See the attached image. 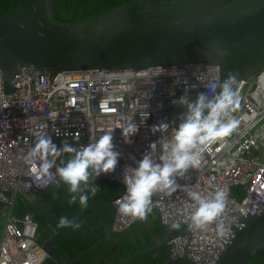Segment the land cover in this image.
Instances as JSON below:
<instances>
[{"label": "built area", "instance_id": "obj_1", "mask_svg": "<svg viewBox=\"0 0 264 264\" xmlns=\"http://www.w3.org/2000/svg\"><path fill=\"white\" fill-rule=\"evenodd\" d=\"M218 78L216 66L62 72L54 78L47 74L36 78L21 71L10 83L0 72V220L5 218L0 264H44L50 258L38 243V225L32 215L15 212L19 196L30 200L58 178L55 166L45 174L39 169V159L32 165L25 162L37 135L46 133L58 146L70 144L79 150L105 133L112 134L121 157L113 172L101 175L121 187L111 201L115 210L111 230L118 235L138 218L118 212L126 194L125 167H134L146 154L158 159L161 145L174 129L169 123L166 130L159 128L166 122L163 100L173 104L186 87L189 99L199 92L211 99ZM253 80L228 116L239 122L237 127L225 137L198 145V165L173 177L174 190H157L150 197L164 225L189 230L168 239L172 259L187 253L196 264H216L234 232L264 204V70ZM154 124L156 129L151 128ZM128 125H134L135 132L126 139L122 130ZM67 154L71 153H62L56 161ZM190 191L206 199H212L216 191L225 194L221 212L202 228L191 219L195 208ZM234 191L243 197L237 198Z\"/></svg>", "mask_w": 264, "mask_h": 264}, {"label": "water", "instance_id": "obj_2", "mask_svg": "<svg viewBox=\"0 0 264 264\" xmlns=\"http://www.w3.org/2000/svg\"><path fill=\"white\" fill-rule=\"evenodd\" d=\"M15 1V9L0 13V72L7 83L21 71L54 78L62 72L216 66L219 83L212 98L232 74L237 103L247 83L264 70V0H142L76 26L54 21L62 0ZM236 103L232 108L237 109ZM185 110L163 100V119L174 128ZM97 197L112 201L99 194L94 202ZM150 207L163 227L172 231L178 226L164 225L153 202ZM111 228L108 222L103 243L109 240L115 248L121 236ZM188 231L185 227L178 235ZM234 234L216 264H249L255 257L264 258V204ZM156 243L168 246V240ZM45 248L56 259L51 244ZM105 254L98 264H110ZM166 264L196 263L184 253L177 259L168 256Z\"/></svg>", "mask_w": 264, "mask_h": 264}, {"label": "clouds", "instance_id": "obj_3", "mask_svg": "<svg viewBox=\"0 0 264 264\" xmlns=\"http://www.w3.org/2000/svg\"><path fill=\"white\" fill-rule=\"evenodd\" d=\"M235 77L229 74L220 85L219 93L209 99L206 92L197 93L195 99H189L185 94L172 101L186 110L179 114V123L173 129L171 138L166 139L161 145V154L158 159H153L151 154L144 155L136 162L134 167H125L122 183L126 187L123 202L119 205L118 212L126 217L144 218L150 211V197L157 190H174L173 177L189 167L198 165L197 146L212 143L218 138L225 137L234 130L238 121L228 118L229 110L235 105V92L233 85ZM167 122L159 125L160 129L168 128ZM151 128L156 129L157 125ZM135 132L134 125H128L122 130V135ZM57 134L59 130L57 129ZM74 153L66 161L56 164V158L62 153ZM51 156V159L48 157ZM121 154L115 150L111 133L101 135L95 142L89 143L79 150L70 144L58 146L51 136L46 133L37 135L32 149L25 158L29 165L39 159V169L47 174L55 166L56 175L65 182L69 192L80 193L81 184H86L91 173L98 177L101 174L113 172L120 160ZM114 184V183H113ZM96 188H92L95 193ZM194 202L195 210L191 219L195 227L202 228L212 221L224 207L223 191H216L212 199L202 197L198 192L188 193ZM79 200L82 207L87 206L88 195L80 193L72 195L70 203ZM62 227L78 229L80 224L67 217H61L59 221Z\"/></svg>", "mask_w": 264, "mask_h": 264}, {"label": "trees", "instance_id": "obj_4", "mask_svg": "<svg viewBox=\"0 0 264 264\" xmlns=\"http://www.w3.org/2000/svg\"><path fill=\"white\" fill-rule=\"evenodd\" d=\"M136 1L142 0H62L54 11L53 19L59 24L76 26ZM17 5L15 0H0V13H7L10 9H15ZM61 181L58 177L49 189L38 193V197L32 198L31 201L24 200V196H19L15 204V212L31 214L38 225V243L42 246L51 244L56 259L50 257L44 264H98L103 252L96 247L98 239L92 231L95 207L102 210L105 208V215L110 220L111 226L115 210L105 198H97L94 202L93 198L98 193H93L92 190L82 192L88 195L86 207H82L78 199L70 203L72 195L76 194L69 192V186L65 182L59 187ZM120 192L121 187L116 184L104 185L103 195L108 199L113 200ZM233 194L237 198L243 197L241 193L236 194V191ZM49 209L53 210V213ZM54 210H57L56 216L75 220L80 227L78 229L61 228L59 225L58 229L55 228L53 222L57 217ZM129 230L125 235L124 232L118 234L121 237L116 252L111 253V244H107L105 259L109 258L110 264H166L169 247L159 246L156 241L168 240L179 234L182 227L177 226L172 231L163 227L156 219L155 211L150 210L142 220L137 218ZM108 253L111 255L108 256ZM249 264H264V258L255 257Z\"/></svg>", "mask_w": 264, "mask_h": 264}, {"label": "crops", "instance_id": "obj_5", "mask_svg": "<svg viewBox=\"0 0 264 264\" xmlns=\"http://www.w3.org/2000/svg\"><path fill=\"white\" fill-rule=\"evenodd\" d=\"M71 154H73V153H71ZM71 154H67V155L62 156L60 158V160L61 161H66L67 160V156H69ZM91 175L92 176L89 179V181L86 184L81 185V187H80V193H82V192H84L86 190H92V188L95 187L96 188V191L95 192L98 193L96 195H99V194L103 195L104 185L107 184L108 182L106 180L102 179L100 176L97 177L94 172L91 173ZM46 190H44V191H46ZM44 191H42V192H44ZM42 192H40V193H42ZM80 193H76V195L78 196V194H80ZM37 197H38V195L35 196L33 199H35ZM97 198H103V197H97ZM33 199L28 200V199H25L24 198V200H28V201H31ZM98 209H99L100 212L99 211L97 212V210L95 209V215H94V220H93V224H92V231L94 232L95 236L98 239L97 244H96V247H99L101 249V251L103 252V254H104V253H107V250L105 251V245H106V249H108L107 248V244L110 243L111 244V248H112V243L109 240L106 242V244L103 243V242H105L106 239H108V234H107V232H108V222L110 223V220L105 215V208L103 210H102V208H98ZM150 210H153V209L150 207ZM49 211L52 212L53 210H50L49 209ZM54 212H55V216H56L57 210H54ZM24 213L25 212H23L22 214H24ZM155 214H156V211H155ZM19 215H21V214H19ZM56 217H57V219H55V218H54L55 220L53 219L54 220L53 225H54L55 228L58 229L60 227L59 226L60 225L59 224V221H60V218L61 217L59 215L56 216ZM112 224H113V221H112ZM61 228H62V226H61ZM118 245L119 244H117L115 248H112L111 253H114V252L117 251L116 248H117ZM111 253H108L109 254L108 256H110ZM104 259H105V257H104ZM107 259H109V258H106L105 261ZM69 264H76V263H69Z\"/></svg>", "mask_w": 264, "mask_h": 264}, {"label": "rangeland", "instance_id": "obj_6", "mask_svg": "<svg viewBox=\"0 0 264 264\" xmlns=\"http://www.w3.org/2000/svg\"><path fill=\"white\" fill-rule=\"evenodd\" d=\"M254 83H255V80H253V81L251 82V86H254ZM244 93H245V92H244ZM72 155H74V154H71V155L67 156V159H69ZM62 183H63V181H61V182L59 183V187L62 185ZM4 224H5V218H2V219L0 220V236L2 235V230H3V226H4Z\"/></svg>", "mask_w": 264, "mask_h": 264}, {"label": "bare ground", "instance_id": "obj_7", "mask_svg": "<svg viewBox=\"0 0 264 264\" xmlns=\"http://www.w3.org/2000/svg\"><path fill=\"white\" fill-rule=\"evenodd\" d=\"M261 86H263V87H264V80H262V82H261Z\"/></svg>", "mask_w": 264, "mask_h": 264}, {"label": "flooded vegetation", "instance_id": "obj_8", "mask_svg": "<svg viewBox=\"0 0 264 264\" xmlns=\"http://www.w3.org/2000/svg\"><path fill=\"white\" fill-rule=\"evenodd\" d=\"M105 264H106V262H105Z\"/></svg>", "mask_w": 264, "mask_h": 264}]
</instances>
